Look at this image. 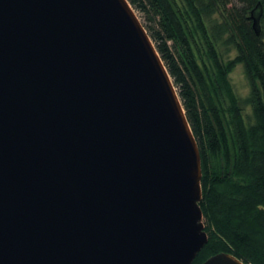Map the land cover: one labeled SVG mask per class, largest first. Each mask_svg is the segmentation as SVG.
Returning a JSON list of instances; mask_svg holds the SVG:
<instances>
[{
	"label": "water",
	"instance_id": "1",
	"mask_svg": "<svg viewBox=\"0 0 264 264\" xmlns=\"http://www.w3.org/2000/svg\"><path fill=\"white\" fill-rule=\"evenodd\" d=\"M201 182L128 0H0V264H194L209 241Z\"/></svg>",
	"mask_w": 264,
	"mask_h": 264
},
{
	"label": "trees",
	"instance_id": "2",
	"mask_svg": "<svg viewBox=\"0 0 264 264\" xmlns=\"http://www.w3.org/2000/svg\"><path fill=\"white\" fill-rule=\"evenodd\" d=\"M128 1L174 81L200 149L209 241L194 264L219 253L264 264V0ZM259 3L257 35L251 16ZM240 64L250 83L246 98L230 80Z\"/></svg>",
	"mask_w": 264,
	"mask_h": 264
},
{
	"label": "rangeland",
	"instance_id": "3",
	"mask_svg": "<svg viewBox=\"0 0 264 264\" xmlns=\"http://www.w3.org/2000/svg\"><path fill=\"white\" fill-rule=\"evenodd\" d=\"M230 80L235 92L241 98H246L250 93V83L245 73V68L242 64L238 65L230 74ZM246 112H250L249 106L246 107ZM205 224V219H204Z\"/></svg>",
	"mask_w": 264,
	"mask_h": 264
}]
</instances>
